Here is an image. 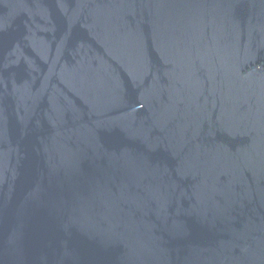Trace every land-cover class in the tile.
<instances>
[{"label":"water","instance_id":"water-1","mask_svg":"<svg viewBox=\"0 0 264 264\" xmlns=\"http://www.w3.org/2000/svg\"><path fill=\"white\" fill-rule=\"evenodd\" d=\"M0 264H264V0H0Z\"/></svg>","mask_w":264,"mask_h":264}]
</instances>
